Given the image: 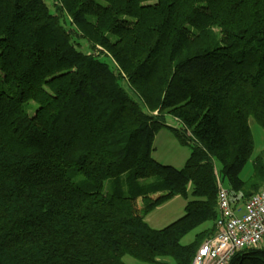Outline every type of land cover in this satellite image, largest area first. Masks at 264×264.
Segmentation results:
<instances>
[{"label":"trees","instance_id":"16d2710c","mask_svg":"<svg viewBox=\"0 0 264 264\" xmlns=\"http://www.w3.org/2000/svg\"><path fill=\"white\" fill-rule=\"evenodd\" d=\"M251 119L264 131V0H0V264H191L218 187L264 188V146L239 176ZM162 127L189 147L179 169L151 155ZM177 195L183 215L150 227Z\"/></svg>","mask_w":264,"mask_h":264},{"label":"built area","instance_id":"2783aa9c","mask_svg":"<svg viewBox=\"0 0 264 264\" xmlns=\"http://www.w3.org/2000/svg\"><path fill=\"white\" fill-rule=\"evenodd\" d=\"M216 202V233L198 247L191 264H228L236 251L264 247V188L243 201L241 192L219 186Z\"/></svg>","mask_w":264,"mask_h":264},{"label":"rangeland","instance_id":"374dc122","mask_svg":"<svg viewBox=\"0 0 264 264\" xmlns=\"http://www.w3.org/2000/svg\"><path fill=\"white\" fill-rule=\"evenodd\" d=\"M167 122L173 126L177 125V121L171 117H167ZM250 126L252 130L253 136V151L250 158L247 160L245 165L243 166L239 176L241 179L246 180L251 177L252 174L255 173L253 169V161L256 156L260 153L264 146V131L263 129L257 125L252 119L250 120ZM189 147L181 144L172 134V132L162 127L160 128L154 135L153 138V150L152 157L156 161L161 164L170 165L177 169L181 168L189 155ZM260 164H264V159H260ZM126 173H122L116 178H108L103 182L102 191L108 192L113 187H120L123 191L126 192L127 184H126ZM82 179L81 176H77L74 178L75 181H80ZM150 179H144L142 182H148ZM224 186L225 183H224ZM190 185H187V190L190 192ZM150 197H153L150 196ZM185 199L181 196H174L163 204L154 208L151 212H149L145 216V221L152 228H163L169 223L173 222L177 218L183 215L184 213V205ZM240 201L239 204H241ZM136 207H141V200L138 199L136 201ZM206 224L200 226L197 229L192 230L185 236H183L180 240L182 244L189 243L194 236V233L201 228H203ZM261 246V244L259 245ZM123 261L126 264H148L141 261L136 260L135 258L125 255L123 256ZM162 261H165L168 264H172V261L169 258H163Z\"/></svg>","mask_w":264,"mask_h":264}]
</instances>
